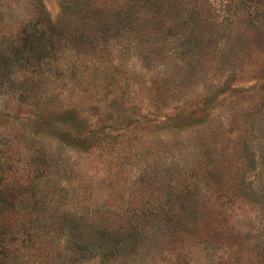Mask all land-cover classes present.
<instances>
[{"label": "rangeland", "instance_id": "obj_1", "mask_svg": "<svg viewBox=\"0 0 264 264\" xmlns=\"http://www.w3.org/2000/svg\"><path fill=\"white\" fill-rule=\"evenodd\" d=\"M41 1L55 21L63 0ZM187 1L198 8L199 34L206 38L195 52L182 57L178 42L165 45V36H151L146 45L132 38L137 44L129 47L115 41L106 63L86 58L50 65L53 80L45 84L54 85V107L46 112L1 95L0 112L8 117L0 119V162L8 157L15 164L21 132H39L29 116L53 118L60 123L40 141L56 147L62 144L56 133H69L61 140L73 163L71 183L63 187L62 181L56 193L61 207L147 213L178 209L191 196L207 213L228 212L223 252L211 254L189 240L188 256L178 258L154 244L143 247L132 264H207L219 258L215 264H264V0ZM247 6L256 10L253 19L242 10ZM32 7V0H0V10L9 11L1 15L17 21L29 18ZM227 7L237 18L225 28ZM254 19L262 24L252 29ZM48 69L45 76H51ZM215 171L227 174L218 191L210 185ZM244 177L247 186L237 188ZM235 191L237 198L225 199ZM168 246L177 249L179 243Z\"/></svg>", "mask_w": 264, "mask_h": 264}, {"label": "trees", "instance_id": "obj_2", "mask_svg": "<svg viewBox=\"0 0 264 264\" xmlns=\"http://www.w3.org/2000/svg\"><path fill=\"white\" fill-rule=\"evenodd\" d=\"M62 2L55 21L50 19L41 0H32L34 13L19 21L4 15L9 13L7 8L0 10L7 11L3 15L0 12V96L13 97L20 107H42L45 112L54 107L49 104L54 85L45 84L47 79L53 80L51 64L61 66L73 59L84 62L86 58H90L89 63L101 64L103 60L108 61L105 56L111 52L109 47L115 41L116 46L146 45L151 36H165V45L178 42L180 55L184 57L195 52L201 38L206 39L205 34H199L198 8L189 7L187 0ZM242 10L252 19L253 14L255 16L254 6ZM223 14L221 26L225 28L237 18L228 7ZM167 23L174 26L167 27ZM251 25L252 29L258 28L257 19L252 20ZM207 36L213 39L212 34ZM238 36L234 35L237 40ZM132 38L137 43H132ZM43 68H47L51 76H45ZM5 117L8 115L0 112V119ZM27 119L39 132H21L24 136L18 137L13 149L15 164L8 157L0 162V189H3L0 216L4 215V221L0 220V264H132L143 247H155L154 244L163 246L167 253L178 258L188 256L189 240L195 248L211 254L223 252L221 242L226 241L224 236L228 235L223 227L228 212L218 209L217 213H207L199 207L200 200H191V196H186L188 204H185L186 199L180 200L178 209L158 208L148 214L129 208L89 211L85 207L74 211L71 206L61 207L58 198L62 196L56 193L61 191L62 181L63 187L71 183V176L67 175L73 164L65 154L62 140L70 135L58 130L53 133L61 137L58 141L62 144L56 147L45 144L40 141L43 133L50 132L60 122L47 116L32 115ZM75 127L79 129L77 123ZM10 177L14 178L12 183ZM54 177H57L55 183L45 186L44 181ZM226 177L225 172H217L212 177L211 187L217 191L223 189ZM234 181L237 182L236 178ZM241 185L247 186L245 177L237 188ZM235 193L225 199L237 198ZM218 199L215 197V201ZM175 243H179L177 249L168 248ZM220 260L208 263H220Z\"/></svg>", "mask_w": 264, "mask_h": 264}]
</instances>
